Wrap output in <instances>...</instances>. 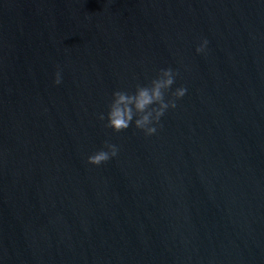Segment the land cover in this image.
I'll return each instance as SVG.
<instances>
[{
    "label": "water",
    "instance_id": "1",
    "mask_svg": "<svg viewBox=\"0 0 264 264\" xmlns=\"http://www.w3.org/2000/svg\"><path fill=\"white\" fill-rule=\"evenodd\" d=\"M0 264H264V0H0Z\"/></svg>",
    "mask_w": 264,
    "mask_h": 264
},
{
    "label": "clouds",
    "instance_id": "2",
    "mask_svg": "<svg viewBox=\"0 0 264 264\" xmlns=\"http://www.w3.org/2000/svg\"><path fill=\"white\" fill-rule=\"evenodd\" d=\"M204 45L197 48L199 53L203 51ZM176 73L172 69L161 70L157 78L153 79L148 86H137L135 93L116 91L113 93L112 102L109 105L106 128L115 133L127 130L134 122L137 130L144 132L145 136L156 133L155 125L159 124L165 112L176 107V101L186 94V89L181 87L172 93V98L166 99V94L175 82ZM60 74H56L55 84H60ZM103 121L105 116L100 115ZM105 150H100L87 159L92 166H100L115 157L118 149L114 144L105 143Z\"/></svg>",
    "mask_w": 264,
    "mask_h": 264
}]
</instances>
